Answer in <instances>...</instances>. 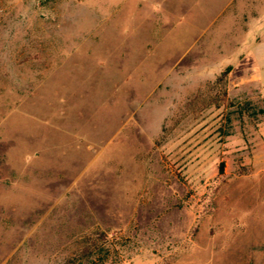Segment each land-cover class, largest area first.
Listing matches in <instances>:
<instances>
[{"label":"rangeland","instance_id":"rangeland-1","mask_svg":"<svg viewBox=\"0 0 264 264\" xmlns=\"http://www.w3.org/2000/svg\"><path fill=\"white\" fill-rule=\"evenodd\" d=\"M255 26L264 0H0V264L96 232L105 264H264Z\"/></svg>","mask_w":264,"mask_h":264},{"label":"trees","instance_id":"trees-1","mask_svg":"<svg viewBox=\"0 0 264 264\" xmlns=\"http://www.w3.org/2000/svg\"><path fill=\"white\" fill-rule=\"evenodd\" d=\"M231 68H228L226 72H229ZM225 164L221 162L219 165L220 174L224 173ZM114 247V243L108 239L104 232H96L92 237L87 238L82 249L73 259L69 260L67 264H76L82 261V264H105L110 255V249ZM113 258L110 264H123L120 259ZM97 259V260H96Z\"/></svg>","mask_w":264,"mask_h":264},{"label":"crops","instance_id":"crops-1","mask_svg":"<svg viewBox=\"0 0 264 264\" xmlns=\"http://www.w3.org/2000/svg\"><path fill=\"white\" fill-rule=\"evenodd\" d=\"M255 30L257 31L255 36V56H250L255 62V75L261 84V95L264 98V26H255ZM256 37L259 38L256 39Z\"/></svg>","mask_w":264,"mask_h":264}]
</instances>
